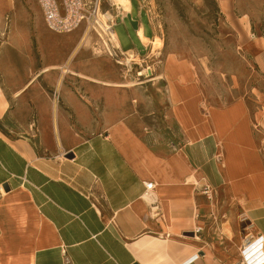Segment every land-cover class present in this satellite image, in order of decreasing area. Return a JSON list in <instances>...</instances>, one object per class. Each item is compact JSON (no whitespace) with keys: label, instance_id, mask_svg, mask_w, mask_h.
I'll return each instance as SVG.
<instances>
[{"label":"crops","instance_id":"crops-1","mask_svg":"<svg viewBox=\"0 0 264 264\" xmlns=\"http://www.w3.org/2000/svg\"><path fill=\"white\" fill-rule=\"evenodd\" d=\"M161 71L140 83L163 79L155 126L92 79H31L14 109L0 83V264H239L264 239V110L208 105L174 56Z\"/></svg>","mask_w":264,"mask_h":264},{"label":"rangeland","instance_id":"rangeland-1","mask_svg":"<svg viewBox=\"0 0 264 264\" xmlns=\"http://www.w3.org/2000/svg\"><path fill=\"white\" fill-rule=\"evenodd\" d=\"M119 1L122 8L116 6ZM128 1L104 0L97 17L108 25L109 17L115 19L124 49L135 46L142 55L148 52L127 16L122 21L131 13L145 24L147 35L154 36L150 44L156 56L149 62H157V72H162L167 57L174 56L192 67L208 105L245 98L254 115L264 110V72L254 57L264 47V0H132L129 13ZM98 34L92 25L54 32L46 26L37 0H0V83L12 108L24 95L16 92L35 76L52 82L97 79L96 91L120 89L129 112L157 125L150 114L166 103L165 88L158 90L163 79L153 86L125 78ZM128 52L132 57V50ZM45 68L49 70L41 73ZM104 81L136 85L117 87Z\"/></svg>","mask_w":264,"mask_h":264},{"label":"built area","instance_id":"built-area-1","mask_svg":"<svg viewBox=\"0 0 264 264\" xmlns=\"http://www.w3.org/2000/svg\"><path fill=\"white\" fill-rule=\"evenodd\" d=\"M44 16L46 26L57 33H69L82 26L86 28L91 27L97 34L95 25H99L97 17L99 12H102V5L104 0H37ZM104 13V12H103ZM108 13V12H107ZM105 13V14H107ZM125 16H122V21L125 20ZM109 29H114L116 22L114 18H108ZM99 36V34H98ZM100 37V36H99ZM106 51L109 56L113 57L115 61L122 66L124 77L130 76L131 79H136L138 82L144 81L148 78H153L154 73L157 70V62L152 63L149 60L152 58L149 53L146 55H139L138 52L133 51V57L128 55L130 49L122 50L120 47H115L111 43L113 50ZM130 56V57H129ZM54 96L58 98L59 94L54 93ZM148 195L154 188V183H147ZM212 188L209 185H205L203 192L210 195ZM242 222L245 223V218H242ZM248 226V225H247ZM202 228L195 229V234L201 232ZM241 260L239 264H264V239L262 235L254 236L251 234L245 235L241 246Z\"/></svg>","mask_w":264,"mask_h":264},{"label":"bare ground","instance_id":"bare-ground-1","mask_svg":"<svg viewBox=\"0 0 264 264\" xmlns=\"http://www.w3.org/2000/svg\"><path fill=\"white\" fill-rule=\"evenodd\" d=\"M112 1V0H111ZM116 1V0H115ZM129 2V4H130V1H128ZM113 3V2H112ZM120 1H119V3H117V7L118 8H122V5H120ZM114 5L116 4V3H113ZM128 4V3H127ZM99 19V18H98ZM99 21V24H100V26H98V33L100 34V36H101V38H102V41L104 42V44L108 47V50H110V51H112V49H111V42L115 45V47L116 46H119L120 45V42H119V37H118V34H117V32L114 30V29H109V25L105 22V21H102V20H98ZM89 31V30H88ZM87 31V32H88ZM137 32H138V34L142 37V38H144V31H143V27L142 26H140L139 28H138V30H137ZM87 38V37H86ZM83 40H84V38H83ZM148 41H149V39H148ZM146 43H149V42H147V41H145ZM113 52V51H112ZM129 54H131V52H128ZM133 50H132V57L134 56L133 55ZM128 54V55H129ZM49 69L48 68H45L44 70H42L41 71V73L42 72H45V71H48ZM70 69H68L67 68V70H63V72L65 73V72H68ZM35 78H36V76H35ZM34 78V79H35ZM155 79V78H154ZM94 81H99V80H97V79H94ZM104 83L106 84V85H111V86H117V87H129L130 85H136V84H130V83H128V84H124V83H117V82H114V83H110V82H105L104 81ZM23 90H20V91H18L17 93H16V95H19L21 92H22ZM6 193V192H5Z\"/></svg>","mask_w":264,"mask_h":264},{"label":"water","instance_id":"water-1","mask_svg":"<svg viewBox=\"0 0 264 264\" xmlns=\"http://www.w3.org/2000/svg\"><path fill=\"white\" fill-rule=\"evenodd\" d=\"M127 19H129L134 30L138 29L139 20H134L131 13L127 15ZM5 188L8 190L7 184L5 185ZM190 235H193V233H190Z\"/></svg>","mask_w":264,"mask_h":264}]
</instances>
